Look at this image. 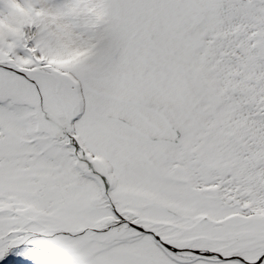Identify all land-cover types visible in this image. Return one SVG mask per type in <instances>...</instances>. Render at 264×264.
Here are the masks:
<instances>
[{"label":"snow or ice","instance_id":"6c2138e0","mask_svg":"<svg viewBox=\"0 0 264 264\" xmlns=\"http://www.w3.org/2000/svg\"><path fill=\"white\" fill-rule=\"evenodd\" d=\"M0 264H264V0H0Z\"/></svg>","mask_w":264,"mask_h":264}]
</instances>
